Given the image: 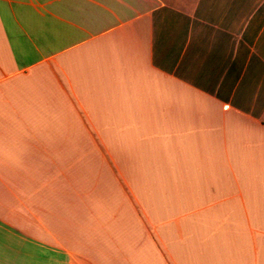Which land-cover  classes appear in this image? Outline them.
Wrapping results in <instances>:
<instances>
[{
	"label": "crops",
	"instance_id": "1",
	"mask_svg": "<svg viewBox=\"0 0 264 264\" xmlns=\"http://www.w3.org/2000/svg\"><path fill=\"white\" fill-rule=\"evenodd\" d=\"M0 264H264V0H0Z\"/></svg>",
	"mask_w": 264,
	"mask_h": 264
}]
</instances>
